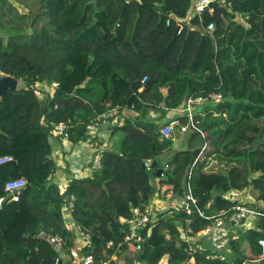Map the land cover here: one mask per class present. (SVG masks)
<instances>
[{"label":"trees","instance_id":"obj_1","mask_svg":"<svg viewBox=\"0 0 264 264\" xmlns=\"http://www.w3.org/2000/svg\"><path fill=\"white\" fill-rule=\"evenodd\" d=\"M12 1L0 0V73L22 87L0 101V157L14 158L0 167V264H58L73 249L97 262L116 257L113 264H264V217L257 230L229 235L224 261L207 259V248L194 252L189 241L231 214V192H257L264 214V0H221L189 24L193 0ZM213 94L222 100L194 107L193 128L186 113L167 119ZM113 110V146L100 151L91 177L73 179L61 194L53 127L67 123L78 144ZM125 111L134 116L116 122ZM171 123L172 137L163 138ZM180 136L185 145L174 151ZM13 164L14 174L3 171ZM19 178L28 185L15 201L5 186ZM189 178L205 217L175 204L140 231V251L127 244L120 219L145 211L164 187L183 198ZM67 214L90 244L66 229Z\"/></svg>","mask_w":264,"mask_h":264},{"label":"built area","instance_id":"obj_2","mask_svg":"<svg viewBox=\"0 0 264 264\" xmlns=\"http://www.w3.org/2000/svg\"><path fill=\"white\" fill-rule=\"evenodd\" d=\"M220 2L221 0H193L192 13L188 18L190 19V17H194V16L201 18L203 12L208 10H210V12L212 13L214 5L220 4ZM183 29L184 26L182 22H179L177 33L181 34ZM213 31H214V25H210L207 28V32L211 34ZM146 82H147V78H144L143 83ZM57 88H58V83H54L52 89H57ZM221 100H222L221 94H213L209 98L190 99L187 104L188 105L187 109L185 111V113L188 115L189 118V124H190L189 126L193 128L195 125L194 116L192 115V109L194 114V107L203 105L208 101H214L218 103ZM115 112L116 110H113L98 117L93 122H91L87 127V140L83 143H85L92 150L95 151L94 159L92 161V166L94 169L99 168L101 163V154H100L101 149H99L98 147V139L105 127L111 128L112 126L111 120L114 117ZM175 124L176 123L168 124L161 130V135L163 138L172 137ZM69 130H70V126L67 123H59L53 127L50 133L51 135L50 137L52 140L68 141L70 140ZM187 130L188 127L182 128V132H186ZM13 161L14 158L12 156L0 157V167L5 166ZM27 185H28V181L25 178L13 179L6 183L5 191L8 194L13 195L14 200L17 201L19 193L22 190H24L27 187ZM68 187L66 185L65 186L59 185L61 194H64L67 191ZM227 199L234 204L233 208L231 209V214L229 215L225 212L221 213L218 217L212 219L214 221V224L212 226L207 227L205 230L198 233L195 239L189 238V241L192 242L195 246L194 252L205 251L206 250L204 246L205 243L215 244V247L221 250L222 247H224L228 243L226 238L227 233L224 232V227L226 226V224H235V225L242 224L253 216L264 217V214L249 209L239 199L237 193L235 192L229 193L227 195ZM4 201H5L4 199H0V208ZM73 201L74 198L72 197L70 204L68 206V210L70 213L73 209ZM177 206L179 208H182L188 214H192L193 212L196 211L197 213H199L201 217H205L204 213L199 209L197 200L194 198L192 194V190L190 186V178L188 179L187 192L185 193L184 197L180 199ZM156 215L157 212H154L148 207L145 211H142L140 209H134L133 217L130 219H120L121 224L128 225L129 227V231L125 236V242L127 244L132 245L134 248L140 251L143 247V243L145 242V238L140 234V231L143 228H146L150 223H155ZM65 226L67 230L75 232L77 234L78 240L90 244V236L77 230V226L71 219L70 214L66 215ZM189 233H191V231ZM50 241L53 244H56L59 242V239L51 238ZM259 246L261 248V253H262L261 256L264 258V240L259 241ZM206 258L210 260L218 259L224 261L226 259V256L224 254L210 253L206 255ZM116 261L117 258L113 257L109 261L97 262L94 256L81 255L79 251L75 249L71 250V254L69 258L65 255H61L60 259H57V263L61 262V264H113Z\"/></svg>","mask_w":264,"mask_h":264},{"label":"crops","instance_id":"obj_3","mask_svg":"<svg viewBox=\"0 0 264 264\" xmlns=\"http://www.w3.org/2000/svg\"><path fill=\"white\" fill-rule=\"evenodd\" d=\"M190 21L191 17L190 19H186L187 24H189ZM126 116H134V113L125 111L124 113H122V116L117 119L116 122H119V120H122ZM180 116H184L183 109L170 112L167 115V119H173ZM114 126H116V123H112L111 128L105 127L101 132L98 139L99 149L106 150L113 146L112 129ZM50 143L53 147L52 158L58 166V171L55 173L53 178L54 181L58 183V185H66L68 187L73 179H84L91 177L94 171L92 161L94 159L95 151L92 150L88 145L83 142L73 144L70 140H52L51 138ZM184 145V136L178 137V139L175 141L173 150L179 151L183 148ZM235 193H237L239 199L247 207L254 205L255 208L253 210L255 211L263 208L262 204L256 201L257 192L248 189L243 192ZM179 201L180 199L176 198L169 188L164 187L160 189V192L156 195V198L152 201L149 208L153 211L156 210L157 213H159L170 209L175 204L178 205ZM260 218L261 217L253 216L242 224H226V226L224 227V232L227 233V241L229 240V235H233L235 236V238H239L240 234H245L248 231L257 230V224ZM204 246L205 248H207V250L209 249L211 253L224 254L225 256L231 253V251L228 249L227 244L222 247L221 250L217 249L215 247V244L211 243H205ZM160 264L168 263L166 260H163Z\"/></svg>","mask_w":264,"mask_h":264},{"label":"water","instance_id":"obj_4","mask_svg":"<svg viewBox=\"0 0 264 264\" xmlns=\"http://www.w3.org/2000/svg\"><path fill=\"white\" fill-rule=\"evenodd\" d=\"M20 85H21V81L18 80L16 77L4 73H0V101L7 94V92H17L20 89ZM42 90H44V88H42ZM40 98L42 99L41 102L43 106L42 111L44 112L46 110L47 96L42 95L40 96ZM157 166H158L157 162L154 161L152 164V169H157ZM162 174H163V170L157 169L156 176L160 178ZM58 264H61V262Z\"/></svg>","mask_w":264,"mask_h":264},{"label":"rangeland","instance_id":"obj_5","mask_svg":"<svg viewBox=\"0 0 264 264\" xmlns=\"http://www.w3.org/2000/svg\"><path fill=\"white\" fill-rule=\"evenodd\" d=\"M10 1H12V0H10ZM12 2H13V1H12ZM15 6H17V7L20 9V11H21L22 13H27V11H26V9H25L24 7L19 6V5H17V4H15ZM20 87H22V84L20 85ZM179 110H180V109H179ZM187 112H188V111H187ZM183 114L185 115L184 110H183ZM188 114H189V113H188ZM192 115L194 116V114H193V109H192ZM180 137H181V136H180ZM17 168H18L17 164H13L12 166H10V167L4 169L3 171L9 170L10 172H12V174H14V173L16 172ZM154 212H157V211L154 210ZM192 263H193V261H192Z\"/></svg>","mask_w":264,"mask_h":264}]
</instances>
